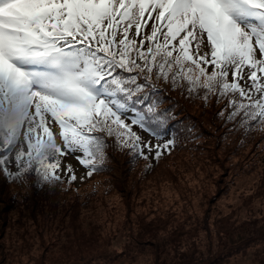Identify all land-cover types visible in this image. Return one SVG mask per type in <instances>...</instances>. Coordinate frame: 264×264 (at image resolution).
<instances>
[{
  "label": "snow or ice",
  "instance_id": "snow-or-ice-1",
  "mask_svg": "<svg viewBox=\"0 0 264 264\" xmlns=\"http://www.w3.org/2000/svg\"><path fill=\"white\" fill-rule=\"evenodd\" d=\"M153 79L264 125V0H0V173L58 181L71 154L91 176L105 136L159 158L175 137L133 130L159 139L174 118Z\"/></svg>",
  "mask_w": 264,
  "mask_h": 264
},
{
  "label": "rangeland",
  "instance_id": "rangeland-1",
  "mask_svg": "<svg viewBox=\"0 0 264 264\" xmlns=\"http://www.w3.org/2000/svg\"><path fill=\"white\" fill-rule=\"evenodd\" d=\"M191 142L144 182L110 166L81 203L1 178L0 264H264V153ZM60 160L80 182L86 168ZM32 197L56 207L42 215Z\"/></svg>",
  "mask_w": 264,
  "mask_h": 264
},
{
  "label": "trees",
  "instance_id": "trees-1",
  "mask_svg": "<svg viewBox=\"0 0 264 264\" xmlns=\"http://www.w3.org/2000/svg\"><path fill=\"white\" fill-rule=\"evenodd\" d=\"M149 86L150 88L154 87L156 89L154 95L163 101L161 107L171 108L174 117L169 122L167 129L161 133L159 139L151 134L149 137H144L146 142H150L153 145H162L175 137L174 144H170L167 149H160L162 154L159 158H156L154 154H149L148 159H144L143 157L134 158L135 154L131 149L117 143L114 137L105 136L107 144L105 149L106 159L100 166L103 170L93 172L91 176H88V169L86 168L85 175L81 177L80 182L77 181V179L70 182L69 177L72 175V172L65 170V173H62L60 171L61 166L56 171V174L61 177L58 181H46L34 170L24 172L20 176H9L0 173V179L3 178L8 181H14L16 183L15 185L20 184L24 187L28 186L27 188H29V190L27 194L32 190L34 192L33 196L36 194L40 195L39 192L51 191L48 194L53 197L63 198L67 195H73L74 199L81 203L89 197L94 198L99 194L101 184L95 181L103 177L110 166L112 167L115 164L125 169L127 172V179L130 180L131 183L140 180L144 182L146 181L144 179L159 171V169L157 170V166L161 165L163 160L175 157L176 149L184 151L183 148H185L191 140L192 142H197V146L193 143L194 150L201 147L202 141H204L203 144L207 143V145L212 146L219 145V147L227 152L225 154L231 157L237 155H239V157L242 156V153L239 151H244L249 143H251V146L248 152L254 151L253 154H257L258 152L264 153V125L251 122L250 125L241 127L236 121H228L226 117L230 109L226 110L224 108V105L227 103L226 100H222L218 104L216 103V97L210 96L207 102H205L203 99V89H198L196 92L189 93L186 83L183 81L179 83V86L173 87L170 82L153 79L149 82ZM147 90L149 89H146V91ZM222 111L224 115H218V113ZM177 132L179 135H177ZM97 135L102 134L97 133ZM186 139L188 140L187 143L185 142ZM175 159L178 158L176 157ZM249 161H251V158ZM262 161L264 163V158ZM7 167L13 174L19 172V168L16 167L14 162L7 165ZM71 168L74 172V168L72 166ZM12 196L14 195L12 194ZM47 200L46 198L41 199V203L37 204V201L33 198L34 205L37 207L41 206L40 213H43L42 215L46 214L47 209L54 210V207H56L53 203L48 204Z\"/></svg>",
  "mask_w": 264,
  "mask_h": 264
}]
</instances>
